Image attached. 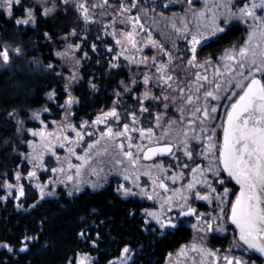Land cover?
<instances>
[{
    "label": "snow or ice",
    "instance_id": "obj_1",
    "mask_svg": "<svg viewBox=\"0 0 264 264\" xmlns=\"http://www.w3.org/2000/svg\"><path fill=\"white\" fill-rule=\"evenodd\" d=\"M71 2L75 3V10L79 13V19L85 25L95 24L99 21L96 19V9H101V16L109 15L108 8L112 9L111 15L113 19L110 24L103 25V31L108 33V28L112 27L113 31L110 35L115 40V44L120 51L112 57L109 66L114 68L117 64L113 63L120 56H124L126 60L136 63L138 66L143 64L148 66L149 57L143 56L140 60H136L134 56L124 55L129 49L140 51L137 36L144 31L145 24L141 22V12L155 11V9H145L140 6V0H102L101 3H91L88 0H60V3L67 6ZM241 7L233 11L234 5L230 3L215 4L217 10L226 9L221 19L217 12H212L211 16L205 15L204 11H192L193 19L196 21V30L190 32L188 23L181 20L183 27H177L176 23L172 24V28L176 33H184L183 39L190 45L187 57H174L171 52L166 51L164 45H157V42L151 38V33L147 44L153 48L159 47L160 52L167 57L166 60L157 62L156 57L151 58L152 67L155 68V74L143 75V84H152L158 91L156 95L151 88H146L143 93L135 97L139 103V113L141 116L148 114L152 116L150 107H145V101H149L153 107H159L162 103L165 109L169 108V102L176 103L179 117L177 120H168V128H166L161 136H157L153 127H143L136 110H126L125 119L130 122H123L120 113L117 110L118 101L122 95L131 93L133 88L130 85H137V80L132 79L129 84L120 81V87L123 91H115L113 95L117 100L113 102V107L102 112L91 123L92 125L104 124L103 131H99L97 139L92 143H88L87 148L83 150V155H77L75 145L80 144L84 140L85 134L89 137L94 132L86 133L88 122H83L77 130V127L68 121L67 109H70L75 103V98L71 95L69 89L74 81H77L75 73H71L65 77V93L67 98L63 105L59 107L65 110V117L60 121H51L54 126L53 131L48 130V122L41 119V113H47L50 110L45 107L39 111H33L31 119L40 122L41 127L38 130L28 129L27 131L34 137L38 138L28 141V147L31 152L24 158L32 165V169L27 171V179L38 180V170L45 172L51 171L53 176L57 174L63 175L64 180L59 181L67 185L69 182L75 181V192L81 190L82 180H79L86 172L91 175L99 176V172L93 167L95 158L103 154H107L108 146H114L118 149L123 159H117L116 164L125 165V161L131 166V171L123 168L121 175L125 183H119L115 191L123 199L140 197L149 201H154L151 208L143 209V228L145 232L159 233L161 237L167 235L168 230L178 227L180 218L195 216L198 224L203 222V231L212 232L213 219L217 222L225 220V203L230 204V213L226 219L235 225L238 230V242L235 248L245 251H254L264 256V16L257 15L258 12L264 13V0H239ZM188 5L194 4V0H187ZM37 5L42 8V15L48 17L59 9L56 0H32L29 4L28 0H0V9H3L9 18H13L15 13L19 11L21 15L15 18L16 25H33L37 23ZM167 7V5H164ZM135 10V14H133ZM188 11V10H186ZM210 11V10H209ZM237 13L239 14L237 17ZM233 17L247 21L251 18L258 22L252 27L246 39L239 45H232L231 48L225 49L216 59L213 71V79H209L206 65H212L211 57L206 58L201 63L197 56V46L203 41H207L218 34H222L230 25ZM118 18V19H117ZM202 20L208 23L201 24ZM119 23L122 27L117 30L116 25ZM203 27V31L201 28ZM191 36L190 40L188 36ZM45 39L51 40L49 33L45 32ZM76 29L73 28L67 33L63 39L67 40L68 36H76ZM99 39V37H97ZM175 46V42H173ZM79 44H68L64 51L55 53L58 57H66L69 52L79 49ZM93 51L96 50V44L92 45ZM109 53L114 49L109 47ZM23 50L20 45L13 46L7 40L0 41V66H10L15 63L16 59L23 56ZM85 58L87 53L84 54ZM186 59V63L184 62ZM179 61V63H174ZM79 63V61H76ZM192 69H204L201 71H191ZM37 70L46 72H55L56 75H62L56 72V66L52 63L41 65ZM90 87L95 88L96 85L89 81ZM202 94V95H201ZM48 99L56 98L55 91L49 92ZM224 107V118L222 123L216 126L214 122L219 118V108ZM18 113L15 109L7 112V117L16 121L17 131L21 130L24 121L17 119ZM163 118H167L164 116ZM156 126L161 127L160 121L162 116L159 112L154 117ZM112 121L116 122V128L111 126ZM122 123V128L120 124ZM151 123V121H149ZM180 125V131L176 133L175 140L170 139L172 126ZM217 127L222 128V140L217 135ZM70 129L75 133V138L65 134ZM199 129V132H197ZM189 132L192 134L189 135ZM138 133L139 141L135 142L134 134ZM124 141H127L125 144ZM147 141V144L143 143ZM59 143L61 148H66L67 155L63 161L56 153V145ZM104 147H101V145ZM199 147L200 151H196ZM51 153L55 157L56 167L48 168L45 163V155ZM168 154L173 158L175 164L165 166L162 163H154L144 169L143 175L148 176L151 181V187L147 184L139 183L141 175L139 166L141 160H151L157 155ZM75 157L80 163L73 164L71 158ZM181 157L184 159L182 160ZM198 158L208 160L209 163L205 167L196 163ZM66 165V167H65ZM195 165V166H192ZM190 169L191 179L187 184L181 187H169L167 181H171L175 185L182 180L185 173ZM171 171V175L168 173ZM69 174V173H73ZM224 173L227 176H224ZM23 174L19 171L15 173L17 184L4 182L3 187L9 191L5 196H0V200H7L12 195V189H17L14 199L19 201L25 195L24 185L19 182L22 180ZM235 181L239 185V192L235 193V199L228 200L230 189L223 187L226 183ZM53 177H49L46 183H36L35 187L39 190V198L43 200L45 196L54 195L53 192H46L45 189L52 184ZM217 186L222 187L223 191L218 192ZM91 187L95 190L98 185L93 182ZM69 197L73 195L72 191L67 193ZM194 201H207L209 203L218 202L219 212L215 217H206L204 213H197V209L192 207ZM38 205L31 204L29 208L35 209ZM17 208H23L22 203L16 205ZM95 209L92 210L95 213ZM134 212L130 211L129 215ZM91 215V213H90ZM81 226L75 232L78 240L97 248L102 240L101 229L106 221L88 222L86 217H81ZM47 218H41L39 221V232L30 234L25 229L20 237L17 238L16 245L8 241L0 240V248L6 249L8 253L26 252L30 250V246H34L39 242L44 232V226ZM193 228H197L194 224ZM217 231H226L221 223L216 229ZM18 246V248H17ZM46 246V245H45ZM192 251H198L201 254V264H249L248 260L235 255L225 254L222 257L218 250L205 249L203 246L193 243ZM132 249L125 244L120 250V255L115 260H109L108 264H128L132 260ZM184 248L180 250V255L184 254ZM231 251V249L229 250ZM172 254L169 253V256ZM65 264H94L93 258L87 251H74L67 257Z\"/></svg>",
    "mask_w": 264,
    "mask_h": 264
},
{
    "label": "trees",
    "instance_id": "obj_2",
    "mask_svg": "<svg viewBox=\"0 0 264 264\" xmlns=\"http://www.w3.org/2000/svg\"><path fill=\"white\" fill-rule=\"evenodd\" d=\"M17 15L19 11L14 17ZM36 16L35 26L16 25L14 17L9 18L0 9V41L20 45L24 53L14 64L0 66V184L3 180L12 181L17 169L25 171L26 168L22 159L25 146L20 143L15 120L8 118L7 112L15 109L18 117L26 120L27 125L30 124L27 121L29 112L44 104L53 117L58 116L57 108L53 102H47L46 95L53 90L57 103L63 100L62 77L55 72L37 69L41 65L56 63L54 47H61L65 42L63 37L73 28L78 33L82 24L71 7L58 9L50 17H43L37 9ZM87 28L84 30L85 37L81 39L82 50L87 57H84L80 67V80L73 88L78 99L75 118H90L92 112L108 108L115 98L114 90L122 92L120 81L125 82L128 78V73L122 67L112 68L108 65L110 58L104 53L111 45L110 41L100 36L98 39V30L94 27ZM45 32L49 33L51 40L45 39ZM241 32L240 26L230 24L224 33L203 44L199 53L217 52L235 41ZM74 38L77 39L78 35ZM94 43L95 51L92 49ZM89 81L95 83L96 87L91 88ZM118 105L117 110L123 117L126 110L139 112V104L128 94L121 96ZM24 190L25 195L19 201L13 195L8 196L7 200H0V240L16 245L17 238L25 229L30 234L39 232L40 219L46 217L47 223L39 242L30 246L29 251L8 253L0 248V264H65L74 251H87L96 257L94 264H105L119 256L125 244L133 250L130 264H161L169 252L190 237V230L182 226L163 237L144 234L140 227L141 218L137 215L142 204L136 199L121 198L110 183L97 190L84 189L71 197L59 189L55 196L43 200L30 184H24ZM2 191L0 188V196ZM18 203H22L23 208H17ZM31 204L38 206L32 209L29 208ZM130 211L134 214L129 215ZM81 217H86L88 222L106 221L101 229L102 240L95 249L75 236L81 226ZM217 241L219 238L213 236L211 242Z\"/></svg>",
    "mask_w": 264,
    "mask_h": 264
},
{
    "label": "rangeland",
    "instance_id": "obj_3",
    "mask_svg": "<svg viewBox=\"0 0 264 264\" xmlns=\"http://www.w3.org/2000/svg\"><path fill=\"white\" fill-rule=\"evenodd\" d=\"M101 2H102V0H88L89 5L91 3H101ZM112 2H113V0H110V3H112ZM28 3L31 4L32 0H28ZM56 3L59 5V9L63 8L65 10V8L69 9L71 7L72 11L75 12L77 19L80 21L79 13H77L75 10V3L74 2H71L67 6L61 4L60 0H56ZM224 3H230L231 5H234V7H233L234 12L236 11V8H239L242 6V4L239 2V0H194V4L191 6V10H189L190 6L188 5L187 0H140V6L141 7L145 8V9H155V11L149 10L146 13L145 12L140 13L141 22L145 24L144 31L140 32L139 35L137 36V40L139 41L138 46L141 50L137 52V51L129 49V51L126 52L124 55L130 56V57L134 56L137 61L140 60L141 57L147 56V57H149L148 66H145L143 64H140L138 66L136 63H133L130 60H126L124 58V56H120L116 61H113V63L117 64V67H122L128 73V78L125 81L126 84H129V82L132 79L137 80V85H130L129 84V86L133 88V91L131 93H128V95L131 97V99L133 101L137 102L135 97H137L141 93H143L146 88H151L152 91L156 95H159L160 91L163 90V89H161L160 91H158L155 87H153L152 84L144 85L142 82L144 74H149V75L155 74V68L152 67V61H151V58L153 56L156 57L157 62H160L162 59L163 60L167 59V57L164 56L160 52L159 47L153 48L152 45L146 43L148 38H149L148 34L151 33V38L157 42V45H164L165 50L171 52L174 57H177V56L187 57L190 55V53L188 52L190 45H188L187 41L183 39L184 33H176L174 31V29L172 28V24L176 23L177 27H183V25L181 24V20L183 19L184 21H186L188 23L190 32H194L196 30V21L193 19V15H192L193 10L197 11V12L204 11L205 15L208 17H210L211 13L215 11V12H217V14L222 19L223 14L226 12V9L220 8L219 10H217L213 6L215 4H224ZM48 5H51V0H48ZM164 5H167V7H164ZM37 9L40 12V14L42 15V8H40V6L37 5ZM1 10L7 16L6 12L3 9H1ZM186 10H188V11H186ZM101 11H102L101 9L95 10L96 19L99 21L98 23L85 25L82 21H80L82 24H81L80 30L77 33L78 38L76 39V38H74V36H70V38L65 40V42L62 44L61 47L58 48L55 46L53 49V55H54L55 59H57V62L56 63L51 62V63L56 66V72L62 73L61 77L63 80V89H64V85L66 82L65 77L69 76L71 73H75L77 76V81H74L72 84V87L69 89V91L71 92V95L75 98L76 102L72 104L70 109H67V112H68V121L67 122H70L71 124L75 125L77 127V130L79 131V130H81L79 126L83 122L87 121L88 125H87L86 129H84V131L86 133H88V132H94L95 133L91 137H89L87 134H85L84 140L80 144L74 146L77 155H83L84 154L83 150L85 148H87L88 143H92L93 140L97 139L99 136V131H103L105 128L104 124L92 125L91 122L93 120H95L96 117L98 115H100L102 112H106V111L110 110L113 107V102L117 100L116 96H115L114 100L112 101L111 105L108 108H103V109H100L98 111L92 112L93 114L90 116V118H84V117L75 118V108L78 105V99H77V96L73 92V88L76 86V84L80 80V67H81L83 59L85 57L84 54L86 53L85 51L82 50V46H81L82 45L81 39H83L85 37L84 30L87 27H89V28L94 27L95 29L98 30V34H99L98 37L100 36V38L107 39V41L108 40L110 41L111 45L106 48V53H104L110 58L109 62L112 61V57H114L116 55V53L118 51H120L119 47L115 44V40L110 35V33L113 31L112 27L108 28L109 34H107V35L103 31V25L104 24H110L112 19H113V16L111 15L112 9L108 8V9L104 10V11H107L109 13V15H105V16L100 15ZM53 14H51L50 16H52ZM133 14H135V10H134ZM20 15H21V13L19 12V15L14 17V20H15V18L19 17ZM238 15L239 14L237 13V17H238ZM257 15L264 16V13L258 12ZM50 16H48V17H50ZM206 23H208L207 20L201 21L202 25L206 24ZM233 23L240 25L243 29L240 36L235 41H232L230 44L220 48L217 52H214V53L201 54L198 51L203 44L207 43L211 39L216 38L219 34L216 37H213L207 41H203L200 45L197 46V56H198V59L201 63H203L205 61V59L209 58V57H211L213 60L212 65H206V68H207L206 74L208 75L210 80L213 79V71H214V67L216 64V59L221 55V53L225 49L231 48L232 45L241 44L246 39L249 30L252 27L256 26V24L258 22L253 21L251 18H249L247 21H243V20H240L236 17H233L230 21V24H233ZM29 25H31V24H29ZM121 27L122 26L119 25V23H117V25H116L117 30H119ZM203 30L204 29L202 27L201 31H203ZM190 38H191V36L189 34L188 39L190 40ZM173 42H175V46H173ZM68 44H73V45L79 44L80 48L70 51L68 56L63 57V58L55 55V53L57 51H64ZM109 47H112L114 49V51L112 53L108 52L107 49ZM76 61H79V63H76ZM109 62H108V65H109ZM184 62L186 63V59ZM174 63H179V61L174 60ZM114 68H116V67H114ZM191 71H193V72L194 71H201L202 74L204 73V69H192ZM52 91L53 90H50L49 92H52ZM46 98H47L46 99L47 102H53V104L57 108L58 116L53 117V113L51 111H49L47 113L42 112L41 113V119H44L46 122H48V130L53 131L54 126L51 124V121L60 122L65 117V110L61 109L59 106L64 104V102L67 98V95H66L65 89H64V98L60 103H57L56 99L49 100L48 95H46ZM144 103H145V107H149V105L151 107H153L152 104H155L156 102L153 101L152 104H150L149 101H145ZM178 104H179V101H177L175 104L170 101L168 109H165L162 103L159 105V107H153V108L150 107L151 112H152V116H148V114H144L143 116H141L140 113L137 112V116L140 120V125H138V126L153 127L156 135L161 136L163 134L164 130L166 128H168V120L169 119H171V120H177L178 119V117H179V113L177 112V105ZM45 107H47L46 104H44L43 106H41L37 109H33L29 112L27 121H29L30 124H28V125L26 124V120L17 116V119L24 121L23 125L21 126V130L18 132H19L20 143L25 146V150H26L22 153V159L26 164L25 171H22V168L17 169V171H19L23 174V178L19 183L23 184V185L24 184H30L32 186V188L37 192V194L40 195L39 190L35 187V184L36 183H46L48 181L49 177H53L54 182L52 184H49V186L45 189V191L46 192L51 191L54 193V195L45 196V197L55 196L59 189L64 190L66 193H68L69 191H72L73 194H76L78 192H75V190H74L75 186H76L75 181L69 182V183H67V185L60 183L59 181L64 180L65 177L63 175H59V174H57L56 176H53V174L51 173L50 170L47 172H45L43 170H38V172H37V175L39 177L38 180L27 179V171L32 169V165L28 162L27 159L24 158L28 153L31 152V149L28 147V141H33V140L38 139V138H34L27 130L28 129L38 130L41 127L39 121L31 119V115H32L33 111H39L40 109L45 108ZM138 109H139V107H138ZM157 112H159L162 116V119L160 121L161 127L156 126V121L154 119ZM219 113H220V116H219V118H217L215 120L213 126H216V125H219L222 123V119L224 118V115H225L223 105L220 106ZM45 114H48V116L44 117ZM164 116H166L167 118H163ZM123 118L125 119V116L124 117L121 116V120L123 122H130L129 119L123 120ZM149 121H151V123H149ZM15 123H16V121H15ZM111 126L115 129L116 128V122L112 121ZM17 127L18 126L16 124V128ZM120 127L122 128V123L120 124ZM179 131H180V125L179 124L173 125L172 129H171V135L169 138L174 141L175 137H176V133ZM216 131H217L218 137L221 139L222 128L217 127ZM197 132H199V129H197ZM65 134L69 135L72 138H75V133L72 132L70 129H67L65 131ZM191 134L192 133L189 132V135H191ZM134 140H135V142H140L138 133L134 134ZM124 142H125V144H127V141H124ZM143 143L147 144V141H143ZM101 147H104V145L102 144ZM196 151H200V148L197 147ZM56 153L61 158L62 161H63L64 157L67 155L66 148H61L59 143H57V145H56ZM117 159H123V157L119 154L118 149H116L114 146H108L107 154L97 156L95 158V162L92 165L93 167H96L98 171L101 168L103 169V171L99 172V176H94V175H91L89 172H86L83 176L78 178L79 180L83 181V183L80 186L81 187L80 191H82L84 189L94 190L91 187V184L93 182H95L98 185V187L95 190L101 189L102 187H104L108 183H112L114 185V188H116V186L119 183H125V181H123L121 172H122L123 168H127L129 171H131L132 169H131V166L128 165L126 161H125V165L123 167L120 165H117L116 164ZM181 159L183 160L184 158L181 157ZM71 162L73 164L80 163L78 160L75 159V157L71 158ZM45 163L48 165L49 169L51 167L57 166V164L55 162V157H53L51 155V153H48L45 155ZM154 163H162L165 166H168L169 164H175V161L173 160V158L171 156H168V157L163 158V159H156V160H153L150 162H145V161L141 160L140 166H139V171L141 173V175L139 177V183H141L142 185L147 184V186L149 188L151 187V181H150L148 176L143 175V171L145 168H147L148 166H150ZM196 163L202 164L203 166L206 167L208 165L209 161L205 160L203 158H198L196 160ZM192 166H195V165H192ZM65 167H66V165H65ZM69 174L74 175V172L69 173ZM168 174L171 175V171ZM190 179H191V174H190V169H189L185 173L184 178L182 180L178 181L175 185H173L171 181H167V183L169 184L170 188H172V187L178 188V187H181L182 184H187ZM5 181H7L8 183L14 184V185L17 184V181L15 180V174H14L12 181L3 180L0 184V188H2V190H3L2 196H5L7 194V192L9 191L5 187H3V184ZM223 187H227L230 189L229 196L227 199L232 200L234 193H235V190L233 189V187H230V185L228 183H226ZM11 191H12V195L15 197V195L17 194V189L13 188ZM217 191L222 192L223 188L217 186ZM135 198L138 199L139 201H141L145 205V207L139 211V213L141 215H143V209L151 208V207H153V205L155 203L154 201L141 199L140 197H135ZM198 203H202L203 206L200 208L198 206ZM192 206H194L197 209V213H200V212L204 213V214H206V217H215L219 212L218 202L209 203L207 201H194L192 203ZM223 207L225 209V220L217 222L215 219H213V229L214 230L212 232H207V231L202 230L204 227L203 222H200L198 224L197 220L188 219L186 221V223L189 225L190 230H191L189 239L187 241L183 242L182 244H180L177 248H175L171 252H169L172 255L169 256V253H168L166 255L164 261H163V264H201V254L198 251H192L191 245L193 243H196L197 245L203 246L205 249L218 250V253L221 257L225 254H231V253L235 252L238 257H242L243 259L248 260L249 264H259L260 262L254 258L251 251H245L243 249H240L242 251V252H240L238 249L235 248V243L238 242L237 234L230 227V224H229L228 220L226 219V216L229 212L230 204L225 203L223 205ZM221 223L224 225V227L226 229V231H224V232L216 230L220 226ZM194 224L197 225V228H193ZM212 234L221 236L222 238L219 237V240H221L223 245H220V246L212 245L210 243L211 242L210 238H211ZM224 245H226V246H224ZM182 247L184 248L185 251H184L183 255H180L179 253H180V250ZM230 249H231V251H229ZM90 256L93 258V260L96 259V257L94 255H90ZM116 258H113L112 260H115ZM210 261H211V258H209V264H210ZM105 264H108V262ZM220 264H223L222 259L220 261Z\"/></svg>",
    "mask_w": 264,
    "mask_h": 264
},
{
    "label": "flooded vegetation",
    "instance_id": "obj_4",
    "mask_svg": "<svg viewBox=\"0 0 264 264\" xmlns=\"http://www.w3.org/2000/svg\"><path fill=\"white\" fill-rule=\"evenodd\" d=\"M238 25V24H237ZM238 26H240V25H238ZM240 28H241V30H243L242 29V27L240 26ZM199 52V51H198ZM222 136H223V133L221 134V140H222ZM169 155H167V156H164V157H157V158H155V159H153V160H156V159H163V158H166V157H168ZM153 160H150V161H153ZM150 161H145V162H150ZM224 176L226 177L227 175L224 173ZM109 184V183H108ZM111 185H112V187H113V191L116 193V191H115V188H114V185L112 184V183H110ZM228 184L230 185V187H233V189L235 190V193H237L238 191H239V187L235 184V183H233L232 181L231 182H228ZM235 193H234V196H233V199H234V197H235ZM117 194V193H116ZM130 199H136V198H130ZM232 199V200H233ZM137 201H139L138 199H136ZM141 204H142V206H141V208H139V210H138V213H137V215H138V217H140L141 218V222H142V224L140 225V227H141V229L143 228V219H142V215L139 213V211L142 209V208H144L145 207V205L141 202V201H139ZM198 206L201 208L203 205H202V203H198ZM192 207H194V206H192ZM195 208V207H194ZM229 211H230V208H229ZM201 213V212H200ZM228 214H229V212H228ZM188 219H195L196 220V217L195 216H191V217H182V218H180V222H179V224H178V227L179 226H182V227H184V228H188L189 230H190V227H189V225L186 223V221L188 220ZM229 222V221H228ZM230 224V223H229ZM230 227L236 232V234H237V231H236V229H235V227L232 225V224H230ZM175 229H173V230H168V232H173ZM190 232H191V230H190ZM143 233L144 234H152V235H155L156 237H161L160 235H159V233L157 232V233H151V232H145V231H143ZM217 237V238H222L221 236H218V235H214V234H212V236H211V238H210V240L212 239V237ZM238 239V238H237ZM212 245H215V246H220V245H223V243L221 242V240H219V241H217L216 243H212V242H210ZM224 246H226V245H224ZM240 252H242L241 250H239ZM252 252V251H251ZM229 255H235V256H237V254L235 253V252H233V253H231V254H229ZM252 255L254 256V258L257 260V261H259L260 263L259 264H264V260H262L261 258H259L258 256H256L253 252H252ZM112 260V259H111ZM94 261H97L96 259L94 260ZM130 262H131V260L128 262V264H130ZM139 264H141V263H139ZM161 264H163V262L161 263Z\"/></svg>",
    "mask_w": 264,
    "mask_h": 264
},
{
    "label": "water",
    "instance_id": "obj_5",
    "mask_svg": "<svg viewBox=\"0 0 264 264\" xmlns=\"http://www.w3.org/2000/svg\"><path fill=\"white\" fill-rule=\"evenodd\" d=\"M168 154H164V155H157V156H155V157H153L151 160H153V159H155V158H157V157H164V156H167ZM143 161H145V160H143ZM147 161H150V160H147ZM226 174V173H225ZM227 175V174H226ZM233 183H235V181H232ZM238 187H239V185H237ZM239 192V191H238ZM237 192V193H238ZM234 199H235V197H234ZM229 213H230V211H229ZM229 223L231 224V222L229 221ZM234 227H235V225H233ZM236 229V228H235ZM237 231V238H238V230H236ZM256 256H258L259 258H261L262 260H264V256H260V254L259 253H255L254 251H252Z\"/></svg>",
    "mask_w": 264,
    "mask_h": 264
}]
</instances>
